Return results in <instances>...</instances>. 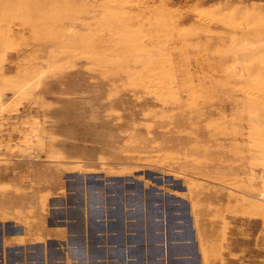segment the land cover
Returning a JSON list of instances; mask_svg holds the SVG:
<instances>
[{
  "label": "rangeland",
  "instance_id": "374dc122",
  "mask_svg": "<svg viewBox=\"0 0 264 264\" xmlns=\"http://www.w3.org/2000/svg\"><path fill=\"white\" fill-rule=\"evenodd\" d=\"M73 177L158 188L264 264V0H0L2 215Z\"/></svg>",
  "mask_w": 264,
  "mask_h": 264
},
{
  "label": "crops",
  "instance_id": "0c3cea01",
  "mask_svg": "<svg viewBox=\"0 0 264 264\" xmlns=\"http://www.w3.org/2000/svg\"><path fill=\"white\" fill-rule=\"evenodd\" d=\"M162 194L73 177L46 207L24 198L12 217L0 209V264H236L224 255L233 247L203 241L190 210Z\"/></svg>",
  "mask_w": 264,
  "mask_h": 264
}]
</instances>
